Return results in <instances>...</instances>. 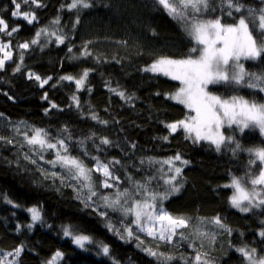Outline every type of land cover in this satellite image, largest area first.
<instances>
[{
    "label": "trees",
    "instance_id": "1",
    "mask_svg": "<svg viewBox=\"0 0 264 264\" xmlns=\"http://www.w3.org/2000/svg\"><path fill=\"white\" fill-rule=\"evenodd\" d=\"M40 2L43 4L40 8L22 4V11L34 10L38 17V22L28 25L22 18L11 17V0H0V17L5 18L10 27H20L13 37L0 36L4 41L11 40L14 52L13 61L6 62L5 69L0 70V113L3 114L0 116V135L9 139H13V136L23 138L15 135L12 127L6 126L21 121L46 128L53 136L59 135L61 129L67 126L73 136V155L80 154L76 140L94 133V142L99 144V138L107 137L113 144L104 146V152L97 153L92 140L87 141L89 150L101 158L119 159L124 167L117 165L120 170L117 174L123 177L127 172L137 179L149 171L146 165H140L141 159L151 157L163 160L180 153L183 159L190 162L183 166L182 176L178 178L183 187L179 193L165 200L163 207L174 216L190 217L189 228L199 227L208 234L197 239L196 244L198 247L203 245L200 250L208 253L207 258L213 264H246L235 251V247L245 244L249 248H257L258 254L264 255V238L258 235L264 227L260 223L264 220V210L241 213L231 208L229 197L233 189L223 187L230 183V174H244L248 152L240 151L235 156L226 149L217 152L207 142L193 143L185 139L182 130L169 135L164 124L183 119L187 111L165 98V94L176 91L179 82L140 71L152 62L155 55L179 58L188 53L192 45L180 25L163 10H157L153 0H93L94 6L79 13L80 22L73 29L77 13L75 10L69 12L60 9L62 3L70 0ZM243 2L254 8L264 6L262 0ZM57 16H60V24L54 25L52 21ZM223 22L233 21L225 16ZM41 27H47L49 31L62 29V34H66L68 39L65 44L58 45L55 37H41V44L32 45L24 51L21 71L14 72L16 64L20 63L16 45L29 41ZM152 30H155V35ZM88 41H92L88 48L93 56L70 60V56L80 55ZM69 46H73L71 54L67 51ZM95 57L100 58L99 63ZM243 63L250 72L264 71V57L259 61ZM85 68L95 71L90 73L85 90L76 93L80 104L77 108L71 99L76 92L74 82L63 81L55 88L52 84L65 74L79 78ZM29 72L40 75L42 79L48 76L53 79L41 88L38 81L28 79ZM87 87H91V92L87 91ZM109 88L123 91L132 99H121ZM209 90L217 94H231L223 85H210ZM239 92L245 98L264 101L262 93H254L247 88H241ZM45 93L47 100L42 98ZM49 101L59 108L50 109ZM45 109H50L47 114ZM92 113L108 123L92 120ZM228 134H231V130L226 131ZM235 135L244 148L264 146V137L258 130H246L242 135L238 132ZM163 136H168V140L159 139ZM13 141V144L0 141V255L13 252L23 245L24 250L19 257L10 256L7 259H15L16 264H46L60 251L63 257L57 264H156L154 258L137 247L134 238L120 239L105 227L106 223L111 222L122 231L119 212L101 209L109 212L105 218L92 208H85L73 188L67 186L75 184V181H65L62 185L59 179L54 180L51 176L45 178L37 170L38 166L49 172L62 170L59 167L52 169L35 156L33 158L37 159V164L30 163L24 159L28 147L21 148ZM51 158L46 154V159ZM86 162L91 166L90 161ZM177 166H180L179 162ZM164 167L166 170L167 165ZM153 187H158L156 182ZM165 187L163 181H159L158 190L164 191ZM103 191L111 193L113 190ZM101 204L102 201L97 199V207ZM32 207L40 211L41 221H32L31 213L27 211ZM216 216L222 218V222L232 230L231 234L211 223ZM29 224L33 225L31 229L28 228ZM62 226H73L78 234L103 241L110 248V256H104L100 249L96 250L90 245H86L85 249L78 248L71 238L63 236ZM188 229H185L186 235L189 234ZM140 237L145 241V246L153 247L156 243L143 233H140ZM175 240L180 243L178 247L162 244L160 251L177 256L192 253L188 247L191 240ZM230 244L234 247H230ZM174 264L183 262L176 261Z\"/></svg>",
    "mask_w": 264,
    "mask_h": 264
},
{
    "label": "snow or ice",
    "instance_id": "2",
    "mask_svg": "<svg viewBox=\"0 0 264 264\" xmlns=\"http://www.w3.org/2000/svg\"><path fill=\"white\" fill-rule=\"evenodd\" d=\"M13 10L11 17L22 18L28 25L38 22V17L34 10L22 11L23 5H35L37 8L43 7L40 0H11ZM264 5V0H262ZM93 0H70L62 3L60 9H67L69 12L77 13L72 25L80 22L79 13L92 8ZM153 6L157 10H163L172 20L180 25L185 36L191 43L188 53L179 58L166 55H155L152 62L140 69L143 72H150L154 75H162L172 81H178L179 87L175 92L165 94V98L183 105L187 110L183 119L165 123L164 127L169 135L182 130L185 139L193 143L207 142L214 146L217 152L222 149L230 151L234 156L240 151L249 154L245 172L242 176L231 175L229 184L223 185L225 188L233 189L229 197L231 208L241 213H249L254 209L264 210V146H253L244 148L236 138L235 133L241 135L246 130H258L264 137V101L255 98L248 99L241 95L239 90L247 88L254 93L264 94V71L259 73L246 70L244 61H259L264 57V6L254 8L243 2V0H153ZM237 14L238 17H237ZM231 18L232 23L223 22L224 17ZM52 24H60V16H57ZM20 27L11 26L9 22L0 17V36L13 37L18 33ZM153 35H155V30ZM41 37H55V43L65 44L68 39L66 34H62V29L49 31L47 27H41L35 31L34 37L16 45L18 49V59L14 72H20L24 60V51L32 45L41 44ZM50 42V41H46ZM88 41L83 45L79 56H70L69 59H80L93 56L88 45ZM118 43L126 44L127 41ZM42 47L44 45H41ZM11 40L0 39V70H4L6 62L13 61L14 52ZM68 53H72L73 46L67 48ZM96 62H100L99 57H95ZM119 63V61H116ZM95 69L85 68L79 78L71 74H65L58 78L52 87H57L63 81L74 82L76 92L71 99L73 104L79 108V98L77 92L85 90L89 75ZM28 79H35L39 86L43 88L49 84L53 78H41L36 73L29 72ZM210 85H223L230 90L229 95L217 94L209 90ZM91 87L87 91L91 92ZM109 91L118 95L121 99L131 100V96H126L125 92L109 88ZM156 95H160L157 93ZM12 97H9L11 99ZM47 100V93L42 97ZM50 109H58L59 106L49 101ZM72 105H69L71 107ZM50 109H45V113ZM63 110V109H59ZM0 116H3L0 113ZM92 120H97L102 124H107L105 120H100L95 113L91 114ZM22 128L25 129L22 131ZM231 130V134L226 135V131ZM15 135L22 136L19 147H28L29 151L24 154V159L32 164L43 161L52 169L59 167L62 171L49 172L42 167L37 168L45 178L51 176L54 180L59 179L61 184L65 181H75V184H68L77 193V198L81 200L85 208H92L99 216L107 218L109 212L101 209L119 212L122 219L119 221L122 231L114 227L111 222L105 227L120 239L134 238L137 247L149 257L155 259L156 264H174L182 261L183 264H213L208 259V253L200 249L203 245L196 244V240L208 234L202 232L199 227H195L188 235L182 229L190 227V217L174 216L164 207V201L180 192L183 187L182 181L178 180L182 176L183 166L190 162L182 158L180 153L163 160L155 158L141 159L140 165L147 166L149 170L146 175L137 179L131 173L125 172L124 176L117 174L120 170L117 165L121 161L116 158H101L94 155L88 147L87 141H93V147L97 153L104 152V146H112L113 142L107 137L99 138V144H95L93 133L83 139L76 140L79 155L72 154L71 145L73 136L67 126L61 129L59 135L53 136L51 132L42 127L29 125L25 121L12 126ZM168 136L159 139L168 140ZM0 141L13 144V139L5 135H0ZM136 147L135 144L132 145ZM46 154L51 159H46ZM90 161L89 163L86 162ZM179 162L180 166H177ZM165 165L167 169L165 170ZM121 167H124L121 165ZM167 187L164 191H159V181ZM157 183V188L153 183ZM103 190H113L111 193ZM97 199L102 204L97 207ZM8 203H12L11 200ZM18 206V205H17ZM31 213L33 222L41 221L40 211L36 207L27 209ZM211 223L231 234L220 216L212 219ZM264 226V220L260 221ZM32 224L28 228H32ZM64 237L71 238V241L80 249H85L86 245L96 244L100 253L110 256V248L103 241H95L90 235L78 234L73 226H62ZM140 233L146 238L155 241L153 247L145 246V241L141 239ZM258 235L264 238V227L260 229ZM179 237L182 241H189L188 247L192 253L187 255L175 254L160 251L161 245H173L178 247L175 240ZM214 242V236L212 237ZM230 247H234L230 244ZM24 250L23 245L0 255V264H16V260H8V257H19ZM246 264H264V255L258 254L257 248L247 244L235 247ZM264 251V250H262ZM2 252V250H0ZM63 257V253L57 251L46 264H57Z\"/></svg>",
    "mask_w": 264,
    "mask_h": 264
},
{
    "label": "rangeland",
    "instance_id": "3",
    "mask_svg": "<svg viewBox=\"0 0 264 264\" xmlns=\"http://www.w3.org/2000/svg\"><path fill=\"white\" fill-rule=\"evenodd\" d=\"M172 101V100H171ZM172 102H174V103H176L175 101H172ZM181 106H183V105H181ZM184 107V106H183ZM14 124H6V126L8 127V128H10V127H12ZM13 139L15 140V142L16 143H18L19 144V142H22V140H23V138H19V137H17V136H13ZM194 229H192V228H189L187 231L190 233V232H192ZM181 231H184L185 232V229H182ZM175 239H179L180 240V238L179 237H176ZM181 241V240H180ZM178 242V244H180L179 243V241H177ZM90 246H92V247H95L96 248V250L97 249H99V247L96 245V244H92V245H90Z\"/></svg>",
    "mask_w": 264,
    "mask_h": 264
}]
</instances>
